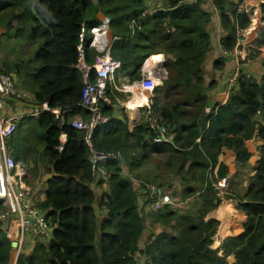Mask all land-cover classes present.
Here are the masks:
<instances>
[{
  "label": "trees",
  "instance_id": "16d2710c",
  "mask_svg": "<svg viewBox=\"0 0 264 264\" xmlns=\"http://www.w3.org/2000/svg\"><path fill=\"white\" fill-rule=\"evenodd\" d=\"M239 1L210 0L224 30L218 42L225 49H231L237 31L249 25L247 14L237 9ZM204 2L165 0L163 6L148 12L145 0L0 1V27L7 34L11 28L14 38L36 44L26 62L10 64L1 59L2 70L22 72L36 102L68 108L57 117L43 110L35 117L20 118L6 138L14 160L36 150L44 162V190L36 206L52 225L48 241H36L29 254H19L14 264H134L135 252L145 257V264H223L229 254L234 257L232 264H264V61L256 75L240 69L235 83L226 88L223 102L210 100L208 90L215 81H204L202 62L210 45L206 25L211 14ZM259 9L264 20L263 2ZM100 14L108 16L113 36L108 54L119 60L118 69L127 74L128 83L140 77L145 57L154 52L164 55L165 74L152 89L150 109L174 137L171 144L153 143V134L141 117L128 128L123 112L120 117L111 114L115 97L123 93L106 83L99 105L109 118L90 133L91 146L118 154L129 169L140 166L151 154H163L164 165L186 183L183 196L194 191V184L203 188L196 216L169 206L149 212L150 221L165 229L150 233L140 248L144 217L137 210L133 182L122 174L118 160L112 159L105 163V188L96 195L85 130L71 124L75 114L82 119L88 116L80 105L83 80L76 67L78 33L81 26L98 22ZM98 54L83 46L85 63ZM154 54L150 59L156 61L159 55ZM223 60L216 57L212 66L221 68ZM87 77L92 79V69ZM29 118H34L33 123L24 128ZM61 133L64 141L60 143ZM253 135L261 141L260 157L251 183L236 198L237 209L245 215L242 230L210 248L218 225L214 218L203 219L215 206L212 201L217 202L211 180L228 173L218 155L229 150L234 166L243 167L251 156L245 141ZM33 169L35 173L37 167ZM94 206L105 211L102 217L98 218ZM9 257V241L0 223V264H8Z\"/></svg>",
  "mask_w": 264,
  "mask_h": 264
},
{
  "label": "built area",
  "instance_id": "2783aa9c",
  "mask_svg": "<svg viewBox=\"0 0 264 264\" xmlns=\"http://www.w3.org/2000/svg\"><path fill=\"white\" fill-rule=\"evenodd\" d=\"M260 2L264 3V0ZM250 8L251 6L243 0L237 3V9L244 11L246 14ZM99 17L98 23L90 25L88 28L81 26L78 33L76 67L80 71L83 80L80 105L88 111V116L82 119L78 115L77 118L71 120V124L76 128L85 130L83 140L88 149L89 170L93 178L92 183L104 186L108 178L105 163L113 159L118 160L119 164L122 165V160L116 153L95 150L91 146L89 138L92 130L109 118L108 115L100 111L99 99L104 98L106 83L116 89L119 88L114 81V77L120 62L118 59L111 58L108 54L109 43L113 38L109 34V18L102 14ZM84 45L92 47L99 53L92 58L90 63L83 61ZM229 53L233 55L235 66L226 78V88L235 83L241 68H238L237 64L243 58L236 44L231 49L222 47L218 56L226 58ZM148 57H145L140 65V77L131 83L122 85L123 90L131 92L130 87H127L136 85L147 90L151 96L153 87L160 83L158 80L159 76L165 74V69H162L159 64L157 65L156 61L148 59ZM90 69L93 70L91 80L87 77ZM150 96H146L139 105L141 109L140 117L150 128L153 134L151 139L153 143L171 144L174 137L173 132L168 131L164 124L159 122L157 116L152 113ZM43 110L49 111L57 117L60 111H67L68 108L51 107L45 101L36 102L31 93L18 90L12 73L5 72L0 67V203L3 206V210L0 211V223L10 246L8 264H14L17 256L23 254V244L26 241L31 240L33 237L31 240L33 244L35 240L46 243L51 233V224L46 217L45 211L33 203L31 188L25 183V173L20 164L7 151L5 145L6 138L13 131L17 120L23 117H35ZM59 140L60 143L64 141L63 133L60 134ZM227 181V175L211 181V186L217 196L225 191ZM168 189V187L154 184H143L136 191L137 210L140 212H156L164 206L177 207L179 204ZM33 244L27 245L25 249L30 247L29 250H31ZM139 254L135 252L132 255L134 264H145V257ZM140 256L144 257L143 263H141L142 259Z\"/></svg>",
  "mask_w": 264,
  "mask_h": 264
},
{
  "label": "rangeland",
  "instance_id": "374dc122",
  "mask_svg": "<svg viewBox=\"0 0 264 264\" xmlns=\"http://www.w3.org/2000/svg\"><path fill=\"white\" fill-rule=\"evenodd\" d=\"M145 1H146V10L148 12L154 11L155 9L163 6L165 2V0H145ZM260 1L261 0H255L251 8L248 9L247 11L249 23L252 22L251 21L252 17H255L253 19H256V24H255L254 29L251 31V34L249 35L246 34L245 35L246 37L244 36V33H246L245 29L249 27L248 25L237 31V43H239L237 48L240 49V46H241L240 54L243 56V58L239 60L237 67L238 68L241 67L240 69H243L244 71L246 70L249 71L252 75L257 74V71H255V69H252L250 67L252 60L258 59L259 64L260 63L262 64L264 61V20L261 19L260 17V9H259ZM13 23L14 22H11V25ZM7 30L9 31L8 34L5 32L4 27H0V61L1 59L4 58L7 61H9L10 64H16L19 61L26 62L31 57V54L35 50L36 44L31 41L14 38L10 34L11 28H7ZM154 53H159V52H154ZM154 53H151V54H154ZM156 55H159L158 58L162 57L161 54H156ZM261 64L259 65V67L257 66L256 68L258 70V73L261 70ZM234 66L235 64L233 62L231 69H233ZM0 67H2L1 62H0ZM231 69H229V71H231ZM8 72H11L13 74L15 86L18 88L19 91L26 92V93L31 92L30 87H29L30 82L28 78L22 72L15 73L14 70H10ZM226 78L222 79L223 82L219 86L220 89H226V84H225ZM127 79H128V76H127ZM122 83H124V81L122 80H120L119 83H117V86L120 89H122V87L120 86ZM119 91L123 94L125 93V91H121V90ZM135 91L136 89H134L133 97H136ZM116 94L117 93H114L113 95L115 96ZM123 94H120V96H122ZM126 103H131V102H126ZM139 103L140 101L136 98L135 101L132 103L131 107H134L138 105ZM121 110L124 113V109H121ZM138 119H139V116L136 117L135 120H133V123L137 122ZM33 120L34 118H29L28 122H25L23 127L25 128L26 125L30 126L33 123ZM128 128H131V127H128ZM260 144H261V141L256 137V135H253V137L245 141V146L251 153L250 158L245 163L246 164L245 167L234 166L233 161L230 160V156L228 155L229 150L223 149L222 152L218 155V158H217L218 162H222L227 165V170L229 171L230 169V175L229 176L227 175L228 181H227V186L225 188V191L219 196H216L215 194V198H217V202L215 206L211 208L203 217V219L214 218L218 221V225L212 236L210 248H216L217 246H219V244L221 243L222 239L225 236L227 235L230 236L235 233H238L237 231L239 229V226L236 223H237V220L240 221L239 217L237 216L233 217L231 215L232 213H229V214L227 213L225 214V216L228 217V215H231L232 221L225 222L224 217L220 218V216H222L223 214L222 210H227V209H232L233 212H238V214H241L239 213V211H237L239 209L236 208L237 203H238L236 198L241 196L243 192L245 191L247 184L251 183L250 176L253 174V172H251L252 171L251 167L255 165L256 160L260 157V150H259ZM34 147L36 148L38 146L34 145ZM15 161L20 164L21 168L23 169L25 173V176H26L25 183L30 186L31 188L30 192L32 193L31 194L32 201L36 205V203H38L41 200L42 193L44 190L43 174H44L45 164L38 157L36 150L34 151V153L33 151L29 152L28 156L25 158L18 157ZM164 162H165V155L163 154H151L147 158V160H145L140 166L134 167L131 169H129L123 161L122 162V174L128 177L133 182V185L136 191L144 183L168 187L169 188L168 190H170L171 192L174 189L175 195L173 196L179 204L177 205L178 211L183 214L189 213L191 214V216H196L197 208L200 206V200H201V195H202L201 193H202L203 188H200L197 184H194L193 185V187L195 188L194 191L191 192V194L183 196L181 194V190H183V188L186 187V183L180 180L179 175H177L173 171L174 169L166 167L164 165ZM34 166L37 167V170L35 173L33 169ZM91 185L93 186V189L96 190V195H98L100 190L105 188L106 184L103 186L97 183H91ZM140 213L144 217V229L145 230H143L144 234L142 235V239L144 241L145 238L147 237L145 235L146 230L150 232L156 229L155 232H157L158 227H155L153 223L150 221L149 215L147 216L149 212L141 211ZM151 213L152 212H150V214ZM103 215H104V212H99L97 216L102 217ZM241 218H243V216ZM225 224H228L227 225L228 228L225 231L220 232L222 227H224ZM51 229H52V225H51ZM163 229H165V227H163ZM42 239L45 240L44 237H42ZM31 240H28L23 244V254L25 255L29 254L30 252L29 250L30 247H28L27 249H25V247L27 245L33 244V241ZM36 241L37 240H35V242ZM232 263H233V255L229 254L226 257H224L223 264H232Z\"/></svg>",
  "mask_w": 264,
  "mask_h": 264
},
{
  "label": "crops",
  "instance_id": "0c3cea01",
  "mask_svg": "<svg viewBox=\"0 0 264 264\" xmlns=\"http://www.w3.org/2000/svg\"><path fill=\"white\" fill-rule=\"evenodd\" d=\"M243 1L246 2L250 6H252V4L255 2V0H243ZM204 3H205V5L203 7L205 8V10H207L211 14L210 20H209L208 24L206 25V30H207L208 35H209L210 45H209L207 53H206V55H205V57L203 59V62H202V69H203V73H204V81L205 82L208 81V80H214L215 81V85L208 90L209 98H210V100H216V101L221 103V102H223L225 100L227 92H226V89H220L219 86L223 82L222 79L223 78L225 79L229 75V72H230L229 69L232 68L231 66L233 64L234 59H233V55L231 53H229V55L226 58H223L224 59L223 60V65H222L221 68H216V67L212 66V63H213L214 59L216 57H218L220 49L222 48V46L218 42V38H219L220 35H222L224 33V30L220 26L219 18H218V12H217L216 8L214 7V5L210 2V0H206V2H204ZM251 21L252 22H250L251 24L249 25V27L245 29L246 33H244V36L246 34L247 35L251 34V31L255 27L256 19L251 18ZM238 44L239 43L236 42V47L238 46ZM240 49H241V46H240ZM159 54H161L162 58H164V55L162 53L159 52ZM153 55L154 54H152V56ZM154 57H156V56H154ZM151 58H153V57H151ZM156 58H158V57H156ZM259 65H260L259 64V60L258 59L257 60L254 59V60H252V63L250 65V67L252 69H255V71L258 72V70L256 68H257V66L259 67ZM115 74L116 75L114 77V80L116 81V83H119L120 80L124 81V83H122L120 85L121 87H122V85L128 84L127 76H126L127 74H124L123 71H121L119 69H116ZM133 81L134 80H132L131 82H133ZM131 82H129V83H131ZM134 87L137 90V92L135 91L136 97H133L134 96V91L129 92V91H126V90L118 88L117 90L125 91V93L123 94L124 96L123 95L120 96L119 97L120 99L118 97H115L116 103L112 104L111 114L114 115L115 117H120L121 116L120 112L122 113L121 109H124V113H125V115L127 117V126L128 127H131L133 124L136 123V122L133 123V120H135L136 117L139 116V118H140V116H141V109H140V106H139L140 104H138V105H136L134 107H131L132 103L135 101L136 98L138 100H142L143 96H145V97L148 96V95L150 96V93L147 90H144V89H142L140 87H137L136 85H134ZM126 102H131V103H126ZM209 105H210V103H208V105L205 106V108H204L205 111L208 110ZM137 107H139V108H137ZM77 117H78L77 114H75L73 116V118H77ZM228 155L230 156V160L233 161L234 157H233V154H232L231 151H229ZM257 161H258V159L256 160V163H257ZM245 166H246V164L243 167H245ZM254 166L251 167L252 168L251 172H253ZM227 175L228 176L230 175V169H229ZM43 176H44L43 177V182H44L45 178H46V175L44 174ZM94 191H95V194H96V190H94ZM94 208H95L96 215H98L99 212H104L105 213V211L98 210L95 206H94ZM222 211H223V214H222V216H220V218L224 217V221L225 222H231L232 221V216L233 217H235V216L239 217L240 221L237 220V223H236L239 226V229L237 231L239 233L242 230V225H243V222H244V219H245V215L240 210H237V211H239V213H241V214H238V212H233L232 209H227V210H222ZM227 213L228 214L232 213L231 214L232 216L228 215V217H226L225 214H227ZM242 216H243V218H241ZM237 217H236V219H237ZM153 225L155 227H158L157 231L163 229L162 226H160L158 223H153ZM155 230L154 231H150V232H148L146 230V234L145 235L147 237L145 238L144 241L142 239V235L144 234V232L142 231V233H141V235L139 237V240H138V248H140L141 245L146 241V239L148 238V235L150 233H154ZM236 234L237 233H235L233 235H236ZM227 236H229V235H227ZM230 236H232V235H230ZM218 254H220V252H218ZM140 257L142 259L141 263H143L144 262V257L143 256H140ZM233 261H234V257H233Z\"/></svg>",
  "mask_w": 264,
  "mask_h": 264
},
{
  "label": "bare ground",
  "instance_id": "6f19581e",
  "mask_svg": "<svg viewBox=\"0 0 264 264\" xmlns=\"http://www.w3.org/2000/svg\"><path fill=\"white\" fill-rule=\"evenodd\" d=\"M251 17H252V16H251ZM252 18H255V17H252ZM249 24H250V23H249ZM248 26H249V25H248ZM98 30H99V29H98ZM158 54H159V53H158ZM151 57H153V56H152V55L149 56L148 59L151 58ZM152 60H153V59H152ZM157 60H159V59H157ZM157 60H156V61H157ZM154 61H155V60H154ZM128 88H129V87H128ZM130 89H132V91H134V89H135L134 85H131V86H130ZM139 91H140V90H139ZM136 92H137V90H136ZM144 99H145V96H143L142 100H139L140 103H141ZM140 103H139V104H140ZM227 225H228V224H225L224 227H222V229H221L220 232L225 231V230L228 228Z\"/></svg>",
  "mask_w": 264,
  "mask_h": 264
},
{
  "label": "water",
  "instance_id": "95a60500",
  "mask_svg": "<svg viewBox=\"0 0 264 264\" xmlns=\"http://www.w3.org/2000/svg\"><path fill=\"white\" fill-rule=\"evenodd\" d=\"M163 62H164V58H162V57H160L159 60L156 61L157 65L159 64L162 69H164ZM163 76H164V74H162L161 76H159V79L158 80L160 81ZM212 204H216V201L213 200L212 201Z\"/></svg>",
  "mask_w": 264,
  "mask_h": 264
},
{
  "label": "clouds",
  "instance_id": "9594fccd",
  "mask_svg": "<svg viewBox=\"0 0 264 264\" xmlns=\"http://www.w3.org/2000/svg\"><path fill=\"white\" fill-rule=\"evenodd\" d=\"M148 56H150V55H148ZM227 175V174H226ZM212 181V180H211ZM215 192V191H214ZM217 196V195H216ZM31 251V250H30Z\"/></svg>",
  "mask_w": 264,
  "mask_h": 264
}]
</instances>
